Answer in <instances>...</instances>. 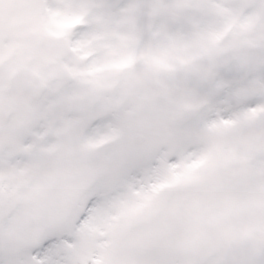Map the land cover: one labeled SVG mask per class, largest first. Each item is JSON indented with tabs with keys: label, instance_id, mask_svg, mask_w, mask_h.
<instances>
[{
	"label": "snow or ice",
	"instance_id": "1",
	"mask_svg": "<svg viewBox=\"0 0 264 264\" xmlns=\"http://www.w3.org/2000/svg\"><path fill=\"white\" fill-rule=\"evenodd\" d=\"M0 264H264V0H0Z\"/></svg>",
	"mask_w": 264,
	"mask_h": 264
}]
</instances>
